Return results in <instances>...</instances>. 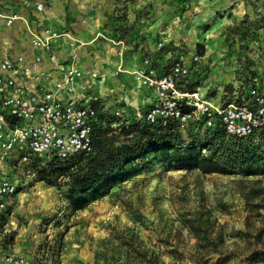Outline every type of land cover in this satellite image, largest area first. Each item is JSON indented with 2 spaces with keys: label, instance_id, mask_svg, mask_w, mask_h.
<instances>
[{
  "label": "rangeland",
  "instance_id": "374dc122",
  "mask_svg": "<svg viewBox=\"0 0 264 264\" xmlns=\"http://www.w3.org/2000/svg\"><path fill=\"white\" fill-rule=\"evenodd\" d=\"M9 14L18 16L11 25ZM31 24L62 32L55 58L78 66L79 93L119 117L112 127L145 108L141 73H169L175 61L190 66L185 88L217 100H242L264 85V0H0V56L30 47ZM130 66L134 84L140 76L136 93L123 76ZM179 131L186 142L215 141L218 152L240 139L196 124ZM241 140L263 150L252 166L260 172L203 173L157 158L76 210L39 178L46 163L28 156L10 173L18 187L0 213V252L33 264H264L250 258L264 249V133ZM190 231L209 248L193 251ZM234 231L243 240L226 246Z\"/></svg>",
  "mask_w": 264,
  "mask_h": 264
},
{
  "label": "built area",
  "instance_id": "2783aa9c",
  "mask_svg": "<svg viewBox=\"0 0 264 264\" xmlns=\"http://www.w3.org/2000/svg\"><path fill=\"white\" fill-rule=\"evenodd\" d=\"M17 17L6 15L5 22L11 25ZM27 30L35 49L31 55L19 51L0 56V213L17 191L18 184L10 175L16 164L28 156L47 163L90 153L95 127L110 114L108 108L78 92L81 71L73 60L64 65L55 58L54 44L62 32ZM52 70L60 75L54 78ZM189 73L190 66L182 61H175L169 73L143 71L141 84L154 98L135 117L161 126H219L236 137L264 130V85L250 87L242 100H215L183 86ZM0 264L33 263L27 256L0 252Z\"/></svg>",
  "mask_w": 264,
  "mask_h": 264
},
{
  "label": "trees",
  "instance_id": "16d2710c",
  "mask_svg": "<svg viewBox=\"0 0 264 264\" xmlns=\"http://www.w3.org/2000/svg\"><path fill=\"white\" fill-rule=\"evenodd\" d=\"M198 46L203 52L204 45L198 43ZM117 120L119 117L115 115H106L95 127L94 146L90 153H78L70 159H56L39 166L37 170L39 178L49 185L62 189L72 210L81 208L92 199L108 193L113 185L133 172L135 166L143 168L149 161L157 158L168 159L179 167H194L203 173L260 172L258 168L252 166L262 157L259 154L263 153V150H253L250 142L242 141V137L236 143H232L236 148L230 147L218 152L217 143L206 137L193 136L190 142H186L179 131L180 127L175 123L168 126L154 125L135 117L130 121L123 119L116 127H112L111 122ZM210 130L214 131L215 137L216 135L236 137L226 134L219 126ZM261 133H264V130L249 136ZM202 148L207 149V152H202ZM137 160L140 161L136 162ZM190 234L196 240L191 246L193 251L206 246L209 248L196 231H190ZM231 234L229 235L231 241L228 244L224 243L223 237L219 234L216 239L226 246L238 247L244 233L234 231ZM176 252L180 253L177 250ZM234 256L237 257V254H227L225 259ZM259 257L264 258V249H253L251 260L255 261Z\"/></svg>",
  "mask_w": 264,
  "mask_h": 264
},
{
  "label": "crops",
  "instance_id": "0c3cea01",
  "mask_svg": "<svg viewBox=\"0 0 264 264\" xmlns=\"http://www.w3.org/2000/svg\"><path fill=\"white\" fill-rule=\"evenodd\" d=\"M31 26L33 27V25L31 24ZM34 28V27H33ZM45 28H53V29H56V30H59L58 28H56V27H53V26H45L44 27V29ZM34 30H36L35 28H34ZM29 36V35H28ZM29 40H30V37H29ZM63 40V37L57 42V43H55L54 44V53L57 55V53L56 52H58L62 47H63V45H62V41ZM20 51H26L27 53H29L30 55L35 51V49H33V47L31 46V44H30V47L29 48H27V49H25V48H23L22 50H20ZM71 54V53H70ZM70 56V55H69ZM134 63V62H133ZM46 66L48 67V68H52V63H49V62H47L46 63ZM129 70H132V71H134V68H132V66H130V67H128L127 69H124L123 70V76L127 79V81H128V84H129V86H130V88H131V90H132V92L133 93H136V87L138 86V85H135L134 84V81L132 80V75L129 73L130 71ZM52 75L54 76V78H56V77H58L59 75H60V73L59 72H56V71H53L52 70ZM81 81L79 80V87H78V92H79V90L81 89ZM143 91V94H142V97H141V99L143 100V102H145V103H141V104H146V106L145 107H147V105L153 100V98H154V96H153V93L150 91V90H148L147 88H145L144 90H142ZM137 93H138V91H137ZM209 98H212V97H209ZM212 99H214V98H212ZM215 100H217V99H215ZM147 102V103H146ZM106 108H108L107 106H105Z\"/></svg>",
  "mask_w": 264,
  "mask_h": 264
},
{
  "label": "bare ground",
  "instance_id": "6f19581e",
  "mask_svg": "<svg viewBox=\"0 0 264 264\" xmlns=\"http://www.w3.org/2000/svg\"><path fill=\"white\" fill-rule=\"evenodd\" d=\"M139 79H140V76H139ZM139 79H137L136 81H135V84L136 85H139L140 84V80Z\"/></svg>",
  "mask_w": 264,
  "mask_h": 264
}]
</instances>
